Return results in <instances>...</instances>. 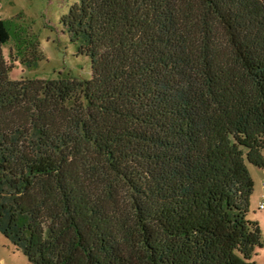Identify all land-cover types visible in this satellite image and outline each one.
Returning <instances> with one entry per match:
<instances>
[{"label":"trees","instance_id":"obj_1","mask_svg":"<svg viewBox=\"0 0 264 264\" xmlns=\"http://www.w3.org/2000/svg\"><path fill=\"white\" fill-rule=\"evenodd\" d=\"M61 22L89 79H10L0 19V232L34 264H259L264 0H76Z\"/></svg>","mask_w":264,"mask_h":264},{"label":"rangeland","instance_id":"obj_2","mask_svg":"<svg viewBox=\"0 0 264 264\" xmlns=\"http://www.w3.org/2000/svg\"><path fill=\"white\" fill-rule=\"evenodd\" d=\"M76 0H0V19L7 22L10 39L2 45L3 55L10 79L58 78L89 79L91 63L88 56L80 54L70 41L69 34L61 22ZM32 38L38 42L42 58L33 67L21 62L16 53L17 42ZM28 49V48H27ZM254 182L251 194L249 219H259L262 245L255 249L254 260L264 264V209L258 208L262 194L264 169L248 164ZM264 202V197H263ZM1 264H34L0 232Z\"/></svg>","mask_w":264,"mask_h":264},{"label":"built area","instance_id":"obj_3","mask_svg":"<svg viewBox=\"0 0 264 264\" xmlns=\"http://www.w3.org/2000/svg\"><path fill=\"white\" fill-rule=\"evenodd\" d=\"M262 187H263L262 195L264 196V181L262 182ZM258 208H260V209H263L264 208V202H263V200H259Z\"/></svg>","mask_w":264,"mask_h":264},{"label":"crops","instance_id":"obj_4","mask_svg":"<svg viewBox=\"0 0 264 264\" xmlns=\"http://www.w3.org/2000/svg\"><path fill=\"white\" fill-rule=\"evenodd\" d=\"M263 197H264V196L261 194L260 197L258 196L257 198H259L260 200H262ZM251 200H252V198H251ZM263 209H264V208H263ZM255 220H256L258 223H260L259 219H255ZM259 226H260V224H259Z\"/></svg>","mask_w":264,"mask_h":264}]
</instances>
